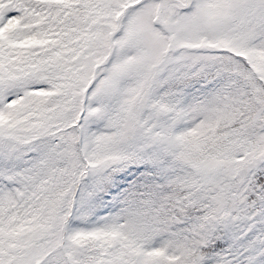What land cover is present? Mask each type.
<instances>
[{
	"label": "snow or ice",
	"instance_id": "snow-or-ice-1",
	"mask_svg": "<svg viewBox=\"0 0 264 264\" xmlns=\"http://www.w3.org/2000/svg\"><path fill=\"white\" fill-rule=\"evenodd\" d=\"M0 264H264V0H0Z\"/></svg>",
	"mask_w": 264,
	"mask_h": 264
}]
</instances>
